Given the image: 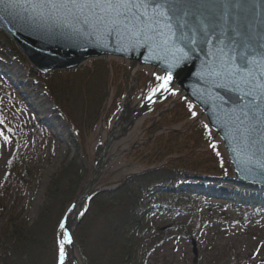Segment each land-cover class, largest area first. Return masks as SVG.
Wrapping results in <instances>:
<instances>
[{"label": "trees", "instance_id": "obj_1", "mask_svg": "<svg viewBox=\"0 0 264 264\" xmlns=\"http://www.w3.org/2000/svg\"><path fill=\"white\" fill-rule=\"evenodd\" d=\"M0 50L19 59L14 46L1 32ZM120 70L127 72L119 63L108 68L104 61L97 60L71 72H54L46 77L33 72V76L45 84L47 93L65 102L73 132L85 144L102 118L111 82L117 87L115 78ZM0 74L7 76L5 72ZM137 76L146 78L148 74L139 72ZM126 90L112 98L107 121L117 111ZM193 112L188 102L181 101L160 118V128L187 120L188 129L168 132L148 147L145 164L152 167L150 170L91 195L73 235L85 264H160L159 256L171 242L176 239L191 242L206 228L236 236L264 228V188L235 187L224 179L219 181L220 185L226 184L231 189L208 187L218 183L214 180L221 179L228 169L217 145L208 148L213 166L207 163L211 159L208 154L196 151L200 145L209 144L212 134L203 122L190 125L196 117ZM32 138L36 143L33 135ZM69 145L74 155L70 163L51 177L37 219L33 222L20 219L19 212L0 225V264H58L57 233L62 215L89 178L88 171L77 163L79 145L73 139ZM22 162V158H15V166L0 188V222L12 192L15 197L29 189L26 179L32 176V170L22 168ZM161 217L167 218L159 222ZM228 246L204 243L200 261L197 263L198 253L192 264H229L231 261H234L231 264H264V259L252 262L254 253L250 257L245 254L244 258L242 253L232 256L234 248L228 249ZM69 247L70 243H64L67 256ZM182 262L190 264L183 259ZM162 264L168 263L162 261Z\"/></svg>", "mask_w": 264, "mask_h": 264}, {"label": "rangeland", "instance_id": "obj_2", "mask_svg": "<svg viewBox=\"0 0 264 264\" xmlns=\"http://www.w3.org/2000/svg\"><path fill=\"white\" fill-rule=\"evenodd\" d=\"M17 53L19 54V52ZM92 61L89 60L85 66L88 67ZM103 61L108 68L113 63H119L127 69V72L123 73L120 70L119 76L115 78L117 87L111 82L102 118L87 137L85 144H81L73 132L70 113L65 102L53 93L51 95L45 91V84L36 80L31 65L21 54H19V59L15 60L12 55L0 50V72L7 73L6 77L0 74V121H2L0 123V133H3V135H0V188L9 178L12 168L15 166L16 157L23 159L22 168L32 170V176L26 179L28 182L27 187L30 184L29 189L22 195L15 197L12 192L0 225L7 217L15 218L19 212L21 213L17 217L20 219L24 218L29 222L37 219L51 177L62 166L70 163L72 153L74 155V149H70L69 145L71 139L79 145L77 163L88 171L87 183L92 178L93 170L100 163L101 150L104 144L114 132V138L111 139L110 145L104 154L105 164L95 173L97 179L92 187V193H96L102 189H111L118 186L129 176L139 175L150 170L152 167L145 164L147 162L148 147L168 132L186 131L188 129L189 122L187 120L181 121L173 127L160 128L158 126L160 118L171 112L180 101V95L161 104L159 98L163 90L160 88L159 79L150 76L149 70L145 68L135 69L126 61L118 59L110 58ZM139 72L147 73L148 77H138ZM142 79H146L144 83H142ZM123 89H127L124 92V97L112 119L107 121L106 116L112 98ZM154 90H156L155 94H153ZM149 101L154 102L150 107L147 105ZM143 107L146 109L142 110ZM134 114L135 116H132ZM201 119L203 118L199 114L197 118L190 121V125L200 123ZM116 120H118L120 126L124 124L123 129L121 127L116 128ZM130 120H132L130 123H125ZM46 129L49 130L45 131ZM32 135L36 138V143H34ZM4 136H7L8 139L5 140ZM218 143L219 140L216 139L214 144L222 152V147ZM210 144H212V141L209 144L200 145L196 151L208 154L211 159L207 163L213 166V163L211 164L213 159L208 150ZM226 167L228 172L221 179L214 180L218 183L209 184L208 187L217 186L223 189H231L228 185H220L219 183L223 179L232 183L233 175L227 160ZM86 183L83 184L82 189L77 194L78 196H81ZM255 189L257 190V187ZM148 190L152 191L153 188ZM83 206L86 207L84 204ZM79 208L80 205L71 211L66 209L67 211L65 210L62 215V218L69 215V218L64 219V227L60 228L57 233L59 250L60 243L64 242L66 231L72 230L74 235L78 225L76 223V213ZM207 216L208 214H205L206 218ZM165 218L167 217H161L158 221L163 222ZM171 220L172 218L168 219V221ZM218 233L215 230L206 228L205 232L195 236L191 242L176 239L160 254L158 263L162 264L163 261L168 264H187L182 262L183 259L192 264L199 253L198 263L202 256V244H212L214 242L222 247L224 245L233 247L234 250L230 253L232 256L242 253L244 258L245 254L250 257L254 253L256 256H253V263L259 261V259H264V228L248 230V233L239 236ZM78 249L74 241V246L67 249L68 256L65 254V257H67L66 260L64 259V264H69V261L70 264L71 262L81 264L80 250ZM165 258H167L166 261ZM231 263H234V261L229 264Z\"/></svg>", "mask_w": 264, "mask_h": 264}, {"label": "water", "instance_id": "obj_3", "mask_svg": "<svg viewBox=\"0 0 264 264\" xmlns=\"http://www.w3.org/2000/svg\"><path fill=\"white\" fill-rule=\"evenodd\" d=\"M254 2L258 5V13L264 18V0ZM0 32L41 76L57 71H73L87 65L89 60L103 61L110 58L126 61L132 67L145 68L163 77L171 76L169 87L196 108L219 140L233 175L232 183L251 189L264 188V125H261L260 132L253 134L256 140L254 145L241 136L244 126L240 125L236 117L240 116L242 105L237 98L243 94L242 91L217 87V84H224L225 81L209 77L205 69V64L213 60L210 55L214 51L213 45L197 47L185 62L169 71L171 55L154 44L136 45L126 35L115 32L109 34L99 25L88 27L83 24V18L76 21L62 12L52 14L44 9L41 14L40 10L34 11L30 7L5 10L0 5ZM212 39L216 41V37ZM113 135L114 132L104 144L100 163L93 170L82 196L72 206V209H76L80 205L76 223L80 221L83 204L96 182V170L105 164L104 154ZM69 231L72 237L73 231ZM79 256L81 264H85L80 251Z\"/></svg>", "mask_w": 264, "mask_h": 264}, {"label": "snow or ice", "instance_id": "obj_4", "mask_svg": "<svg viewBox=\"0 0 264 264\" xmlns=\"http://www.w3.org/2000/svg\"><path fill=\"white\" fill-rule=\"evenodd\" d=\"M0 5L5 10L30 7L41 14L44 9L66 13L76 21L83 18L88 27L99 25L109 34L126 35L136 45L154 44L171 55L169 71L197 47L213 45V60L205 64L207 74L225 81L217 87L242 91L236 119L244 126L243 139L256 143L253 134L264 125V18L254 0H0ZM158 79L164 81L160 88L168 91L171 76ZM64 235L60 264L65 259L64 243H71L68 234Z\"/></svg>", "mask_w": 264, "mask_h": 264}, {"label": "bare ground", "instance_id": "obj_5", "mask_svg": "<svg viewBox=\"0 0 264 264\" xmlns=\"http://www.w3.org/2000/svg\"><path fill=\"white\" fill-rule=\"evenodd\" d=\"M134 68L137 69L136 67H134ZM132 120H133V119H132ZM132 120H130L129 122H125V123H130ZM121 124H122V123H121ZM123 125H124V124H123ZM123 125L120 126V124L118 123V120H116V125H115L116 128H119V127L122 128V127H124ZM122 129H123V128H122ZM66 217L69 218V215H67ZM66 217H65V219H66Z\"/></svg>", "mask_w": 264, "mask_h": 264}]
</instances>
